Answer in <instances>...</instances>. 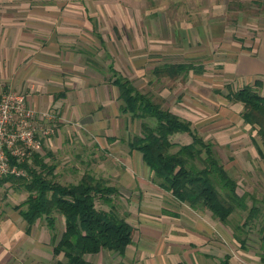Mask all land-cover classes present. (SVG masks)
I'll return each instance as SVG.
<instances>
[{"label":"crops","instance_id":"obj_1","mask_svg":"<svg viewBox=\"0 0 264 264\" xmlns=\"http://www.w3.org/2000/svg\"><path fill=\"white\" fill-rule=\"evenodd\" d=\"M155 16L148 0H0V91L23 92L35 108L56 112L55 129L45 146V161L55 165L56 180L76 182L89 172L116 187L113 208L133 226L131 241L122 253L103 248L85 254L91 264H219L225 254L233 264L231 251L220 242L233 244L232 229L208 209H194L159 186L141 152L130 146L141 122L152 124L153 119L123 111L113 80L115 73L129 78L198 131L208 121L205 138H211L217 152L228 145L237 153L236 165V158L229 163L240 174L264 171L255 129L244 132L251 126L240 116L242 104L224 97L234 89L231 84L220 88L205 81L207 92L195 86L184 92L181 83L186 76L184 81L192 79L200 86L199 78L212 79L218 73L226 81L264 83V28L254 41L234 37L237 46L223 51L222 59L213 47L186 58L184 47L167 52L175 47L167 34L154 37ZM198 27L195 31L206 34L214 46L215 35L222 32ZM187 62L195 67L177 77L153 72L158 65ZM179 135L187 138L178 141L174 136ZM171 139L191 141L186 132ZM237 140L245 143L233 144ZM218 157L230 174L228 159ZM26 195L8 182L0 185V264H55L51 238H59L63 216L57 215L61 221L53 230L44 218L28 225L14 208Z\"/></svg>","mask_w":264,"mask_h":264},{"label":"trees","instance_id":"obj_2","mask_svg":"<svg viewBox=\"0 0 264 264\" xmlns=\"http://www.w3.org/2000/svg\"><path fill=\"white\" fill-rule=\"evenodd\" d=\"M192 63H167L154 67L156 74L177 77L190 68ZM113 83L117 85L121 109L138 118H152L153 123L141 122L140 134L134 135L129 144L139 150L146 164L162 188L187 203L190 207L208 209L222 223L236 209L247 208L246 196L237 192V181L225 169L213 143L204 139L191 122L176 113L162 108L147 93L137 89L133 82L116 74ZM264 83L254 79L235 89H228L224 97L240 102V116L256 131L260 139L257 147L264 156ZM177 132H186L191 141L179 143L171 139ZM255 143V139L252 137ZM176 147V149H173ZM33 152L19 162L27 175L0 177V185L8 182L27 192L25 199L14 208L31 225L37 218H44L49 229L55 228L57 215L64 219V228L58 239L51 238L55 264H91L85 258L87 253L109 249L122 253L131 241L133 226L113 208L116 187L102 177L85 172L76 182L62 183L55 179V165L45 161L49 151ZM104 204L107 208L99 206ZM252 205L249 208L251 214ZM246 224V223H245ZM264 239V226L260 229ZM234 238L242 245L244 239L234 232ZM230 255L225 254L219 264H230ZM264 262V254L261 255ZM177 264H187L184 261Z\"/></svg>","mask_w":264,"mask_h":264},{"label":"rangeland","instance_id":"obj_3","mask_svg":"<svg viewBox=\"0 0 264 264\" xmlns=\"http://www.w3.org/2000/svg\"><path fill=\"white\" fill-rule=\"evenodd\" d=\"M148 6L149 9L156 12L155 22H158V25L155 26L156 33L154 37L162 36V34L166 37L167 34L168 40H172L173 46H175L167 52L171 53L173 49L177 50L184 47L186 58L190 54H195L193 53L195 50L208 51V48L213 47V53L215 54L216 52L220 56L218 58L222 59L223 51L225 52L226 49L231 50L233 45L237 46L234 43V37L244 38L246 41H254L264 28V0H148ZM198 26L212 27L215 31L222 32L215 35V38H218L217 40L219 41L216 40L213 46V41H210L206 34L195 31L200 30ZM211 56L213 55L211 54ZM172 61L175 60L169 59V62ZM212 68L214 69V67ZM214 72L215 70L212 71V73ZM185 77L183 76V81H181L184 87L182 91L184 92H187L191 86L200 87L203 92H207V82L220 88H224L223 85L225 84L223 83L225 82H229L234 89L242 85L241 79L234 78L226 81L221 78L220 73L217 76L213 75L211 77L213 80L209 79L210 77L199 78L198 81H203L200 86L192 79L184 81ZM199 128H202L198 131L202 137L211 140V138H205L206 134L204 133H207L208 121H203ZM245 130V133L248 132L247 135L253 132V128L248 129L246 127ZM49 137L43 143L44 147H47ZM175 137L178 141H184L187 138L186 135H184L183 139H178L182 137L181 135ZM237 141L233 142V144L238 143L240 145L245 143L243 140L242 142ZM219 148H222V150L216 151V153L220 158L228 159L225 162L230 170V175L237 181V192L239 194L243 192L250 194L246 196L247 208H236L229 215L227 222L224 223V225L232 229L233 236L234 232H236L240 237L245 238L244 243L241 245L240 241L235 238L232 245L221 240L220 242L226 245L228 251H231L234 258L233 264H264L261 260V255L264 254V239L260 231L264 226V171H259V168H256L258 172H253V170L240 174V171L235 166H230L232 164L229 163L232 158H236L237 160H233V165H236L239 159L237 153L233 152L228 145ZM173 149H176V147ZM236 173L240 175L236 176ZM59 179L62 182L66 181L65 178ZM252 205L256 206L252 208L251 214L248 215L249 208ZM56 221H61V219L58 218ZM219 226L221 228L225 227L221 226L220 223ZM232 246L233 248H231Z\"/></svg>","mask_w":264,"mask_h":264},{"label":"built area","instance_id":"obj_4","mask_svg":"<svg viewBox=\"0 0 264 264\" xmlns=\"http://www.w3.org/2000/svg\"><path fill=\"white\" fill-rule=\"evenodd\" d=\"M56 120L55 111L35 108L23 92L0 91V177L27 175L19 162L42 151Z\"/></svg>","mask_w":264,"mask_h":264}]
</instances>
